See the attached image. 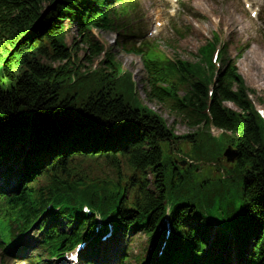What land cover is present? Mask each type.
<instances>
[{"label":"trees","instance_id":"1","mask_svg":"<svg viewBox=\"0 0 264 264\" xmlns=\"http://www.w3.org/2000/svg\"><path fill=\"white\" fill-rule=\"evenodd\" d=\"M101 1L0 0V39L10 45L0 54V60H5L0 77L8 74L4 80L7 84H0V146H10L17 132L25 133L26 129L20 128L26 119L22 114L32 112L41 117V125L35 123V132L28 137H32L29 144L34 151L24 161L27 170L17 189L11 194L0 192V235L9 245L6 251L15 245L10 222L15 220L18 231L27 232L48 202L61 205L58 213L48 211L49 221L45 216L39 224L44 229L41 242L52 254L95 234L96 219L80 213L82 203L96 206L102 213L117 209V227L143 230L154 245L155 238L162 235L159 225L170 205H166L167 193L175 190L178 194L170 206L173 230L161 260L209 264L231 249L225 247L226 235L218 240L223 247L219 255L206 245L210 218L218 213L214 206L220 195L217 190L237 182L242 210L235 205L233 210L248 222L241 242L253 239L251 249H243L242 256L246 260L248 254L255 264L264 263V120L237 65L226 62L217 72L212 62L214 42L200 49L198 63L172 62L157 50L147 54L153 95L194 130L183 137L192 144V152L217 159L228 144L240 149L238 161L227 172L230 178L196 182L186 172L175 182L176 171L168 178L162 163V142L169 147L178 138L164 118L140 105L131 76L121 77L119 65L110 54L99 67H85L86 61L74 60L63 43L67 20L78 21L86 30L110 22L106 8L95 5ZM132 3L134 0L125 1L124 8L129 10L127 6ZM34 29L36 35L30 37ZM37 37L41 40L36 41ZM43 41L52 43L61 56L53 60L59 65L44 62L48 49ZM89 45L94 56L104 52L98 43ZM123 88L130 92L127 96ZM229 102L238 109L228 107ZM214 128L225 133L214 137ZM19 137L23 138L21 134ZM99 159H105L120 174L122 167L127 171L108 180L92 179L85 167L88 161ZM39 172L42 178L31 183ZM148 172L154 177L156 192L149 188ZM128 173L130 177H126ZM200 203L215 209L209 212L211 217L200 210ZM60 215L72 223L69 231L50 223ZM193 218L198 225L190 223ZM229 225L234 230L239 228L237 222L229 220Z\"/></svg>","mask_w":264,"mask_h":264},{"label":"rangeland","instance_id":"2","mask_svg":"<svg viewBox=\"0 0 264 264\" xmlns=\"http://www.w3.org/2000/svg\"><path fill=\"white\" fill-rule=\"evenodd\" d=\"M180 4L181 9L178 15ZM191 5L194 7L195 12L200 15L199 17L195 16V14H189L191 13ZM141 11L147 12V15H149L147 19L150 24L148 33L159 42L162 49L171 57L180 56L190 61H196L198 49L208 39L212 38L214 33H219L223 36L224 40L229 41L231 57L238 56L241 50L249 45L243 57L238 61L239 73L245 80V84L256 107L264 110V0H143V6L137 15H140ZM174 14H177V18L175 19L183 29L187 27L192 28L191 32L184 39L177 37L170 27V21L175 16ZM156 20L162 21L163 25L159 31L152 32L150 30L154 28L155 25L153 26V23ZM118 22L122 25L125 20L118 19ZM129 22L131 21L129 20ZM144 22L141 20L140 22L131 23L137 28L139 25H143ZM116 32L115 30L94 28L91 31L94 37L90 38L89 42L98 43L100 48L104 47L109 51L106 52L105 50L106 54H110V57L120 65L124 72H131L133 74V91H136L140 99V105L157 112L158 115L164 118L175 129L178 135L194 131L180 119L178 114L174 113L158 98H155L153 95L154 86L147 66L142 63L140 57L131 54L123 47L122 39L119 38V34ZM88 39L85 38V35H83L77 24L68 26L65 43L69 54L77 62L86 61L84 62V66L92 69L99 67L107 59V56L106 54L94 56V53L90 49L92 46L87 42ZM4 40L0 39L3 51L5 48H9L4 43ZM47 49L48 55H45L46 57L42 59H45L44 62L57 64V61L53 60L61 59V56L55 54L50 46ZM0 53L4 54L2 47L0 48ZM93 58L96 59L93 61ZM90 60L93 62L89 63ZM62 61L65 62V60ZM4 63L5 60H0V69L2 70ZM1 79L0 83L2 82ZM123 92L126 96L130 93L127 89ZM227 105L235 110L238 109L235 104L227 103ZM213 130L215 134L220 133L217 129ZM16 148L19 149V147ZM174 158L183 159L181 154L174 156ZM221 166L224 168L228 167L225 161L221 162ZM208 169H205V174H209ZM166 171H169V167L166 168ZM92 172L95 175H105L110 173V168L104 163H98L92 166ZM236 198L237 195L232 192L231 200L235 201ZM134 234L132 237L115 236L114 242L109 246L102 244L104 251L110 253L101 264H106V261L107 263L116 264L117 261L114 259V256H117L118 252H122L128 243H131L132 255L146 254L145 234L143 232ZM28 240L33 243L34 249L38 250L37 241L31 237H28ZM112 250L117 252H112ZM32 251L33 249H27L21 251L19 254L29 255ZM130 263L138 264L134 259ZM19 264L31 263L24 262ZM54 264H64V262L59 259Z\"/></svg>","mask_w":264,"mask_h":264},{"label":"bare ground","instance_id":"3","mask_svg":"<svg viewBox=\"0 0 264 264\" xmlns=\"http://www.w3.org/2000/svg\"><path fill=\"white\" fill-rule=\"evenodd\" d=\"M157 231H158V230H157ZM160 232L167 234V236H168L169 238H170L171 235H172L171 232H170L168 229H165V228L161 229Z\"/></svg>","mask_w":264,"mask_h":264},{"label":"water","instance_id":"4","mask_svg":"<svg viewBox=\"0 0 264 264\" xmlns=\"http://www.w3.org/2000/svg\"><path fill=\"white\" fill-rule=\"evenodd\" d=\"M15 51H16V49L13 50V52H15ZM229 150H230V149H229ZM229 150L227 151V154H228Z\"/></svg>","mask_w":264,"mask_h":264}]
</instances>
